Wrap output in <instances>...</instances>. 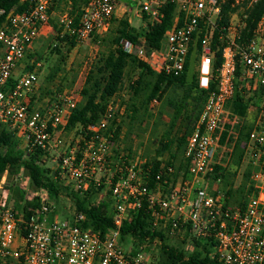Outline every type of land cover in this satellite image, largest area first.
<instances>
[{"label":"built area","instance_id":"2783aa9c","mask_svg":"<svg viewBox=\"0 0 264 264\" xmlns=\"http://www.w3.org/2000/svg\"><path fill=\"white\" fill-rule=\"evenodd\" d=\"M226 1L86 0L76 24L71 0H20L8 11L0 6V129L17 138L24 155L39 150L40 164L58 185L108 202L113 211V225L104 233L85 229L80 226L84 215L72 202L59 219L46 190H34L22 172L12 180L4 172L0 190L12 183L28 193L29 200L35 199L36 207L26 215L8 203L5 194L0 196V264H154L151 252L159 240L147 250V243L133 246L120 238L123 222L134 221L143 207L151 228L177 240L186 251H193L196 240L208 244L209 257L221 264H264V17L241 42L240 13L256 0H235L239 9L222 24L221 5ZM22 4L25 8L17 11ZM167 6L173 7L170 26L158 47L148 48L144 33L164 17ZM235 16L239 19L233 25ZM133 18L138 35L134 40L121 38L118 44L125 54L167 76H178L194 57L199 87L206 90L213 84L186 137L183 166L161 164L152 177L140 149H133L131 157L123 151V132L113 141L126 112L118 95L108 100L96 122L70 130L67 120L79 94L63 92L33 107L40 93L41 64L36 59L41 48L53 44L56 36L68 35L76 42L101 38L114 21L125 20L133 27ZM217 53L221 61L214 68ZM235 92L251 105L259 99L260 108L240 142L241 164L251 169L246 186L252 189L243 206L226 205L225 191L216 185L219 179L213 189L205 183L215 165H226L246 119L227 107ZM158 104L152 99L149 111Z\"/></svg>","mask_w":264,"mask_h":264},{"label":"trees","instance_id":"16d2710c","mask_svg":"<svg viewBox=\"0 0 264 264\" xmlns=\"http://www.w3.org/2000/svg\"><path fill=\"white\" fill-rule=\"evenodd\" d=\"M19 1L0 0V6L8 11L17 5ZM234 1L228 0L221 5L222 24L228 22L230 13L239 9L240 6L234 4ZM85 2L86 0H71V14L73 15L74 24L78 21L80 8ZM25 6V4L19 5L17 11H22ZM172 10V6L165 7L164 17L153 22L145 31L144 36L148 48L158 47L164 31L170 26ZM262 17H264V0H256L249 8L240 13V18L244 22V28L240 34L241 42L251 37L253 30ZM2 21L3 18H0V24ZM114 22L117 24L114 29V36L110 40L113 49L99 58L91 67L79 92L80 101L68 117L66 129L70 130L77 126L85 127L96 122L104 112L108 100L119 94L126 69L131 66L137 72V75L128 83V89L126 90L128 98L123 101L126 112L115 127L113 141H116L120 133L123 132V151L128 152V157H131L134 154L131 137H137L136 134L131 135L132 126L137 120L142 122L146 116L152 117L151 112L148 110L149 102L152 99H157L163 108L170 109L171 113L162 132L159 134L158 147L155 149L154 155L146 158L145 152L143 154L146 159L144 166L145 168L150 167L149 173L152 177L161 164L173 165L177 156L182 157L186 137L193 131L213 84L206 90L199 87L196 59L194 57L188 60L184 70L178 76L155 73L142 60L125 54L118 46L121 38L134 40L138 35L136 29L130 27L125 20ZM92 40L97 41V38ZM213 43H217L216 36ZM75 45L76 41L73 37L66 35L60 38L56 36L54 43L48 46L47 49L49 54L61 58L64 50L68 52ZM40 59L41 54L37 55L36 60L39 61ZM220 61V53H217L214 68L220 64ZM250 106L251 104L244 101L238 92H235L227 104L232 113L243 118L246 117ZM160 113L161 111H159V115ZM261 123L264 125V108H262ZM244 126L243 124L239 130L238 139L231 150L226 165H215L212 172L206 176V179L212 183L217 179L220 180L221 189L225 191L227 196V206L234 204L243 206L246 196L252 190L246 186L247 178L251 172L248 167L242 170V178L237 188H233V178L237 176V171L242 165L244 152L240 142L246 139L247 133L251 130H245ZM224 139L225 133L222 134L221 143ZM17 144L18 140L12 133L0 129V177L4 172L8 173L9 178L22 172L28 176L34 190L43 189L48 192L55 208L61 197L70 199L76 211L84 215V220L80 224L81 227L100 234L112 227L113 211L108 202H97L92 197L68 192L51 178L49 169L40 164L41 153L39 150L36 149L32 153L24 155L22 150L18 149ZM137 146L140 147L142 144L139 143ZM113 151L115 154L118 153L115 149ZM164 155H167L166 159H163ZM231 166L235 167L232 171L230 170ZM181 167L176 168L180 169ZM9 185V187L8 185L3 187L2 194L8 195V192L11 191L14 208L22 210L28 215L31 209L36 207L35 199L33 201L29 200L27 198L28 193L21 191L12 183ZM56 210L58 211V208ZM120 234L123 243L131 242L133 246L147 243V250L153 241L159 240L160 244L155 251L154 264H221L209 257L208 244L201 241L193 240V251H186L182 245L172 246L167 244L163 234L151 228V219L144 207L139 210L134 221L123 222Z\"/></svg>","mask_w":264,"mask_h":264},{"label":"rangeland","instance_id":"374dc122","mask_svg":"<svg viewBox=\"0 0 264 264\" xmlns=\"http://www.w3.org/2000/svg\"><path fill=\"white\" fill-rule=\"evenodd\" d=\"M239 17V16H238ZM238 17L232 18V23L235 25L237 23ZM133 20V27L136 29L138 28V21L137 19ZM116 22L112 25L110 31L104 35L102 38H97V41L90 40L85 42H76V45L70 51H63V55L61 58H58L52 54L48 53L47 47L41 48L39 51L41 54L40 70H39V77H38V86L40 93L38 92L39 96L35 97L33 102V107L37 108L39 105L43 104L47 99L54 97L56 94H60L63 92L69 93L71 92L73 96L80 95V90L84 85V81L86 76L88 75L91 67L97 62L99 58L105 55L109 50L113 49V46L110 45L111 37L114 36V29L116 28ZM113 33V34H112ZM54 42V41H53ZM52 42V43H53ZM1 54V53H0ZM61 60V61H60ZM137 72L131 66H128L126 69V74L124 78V82L122 84L121 90L119 91L118 98L127 99V87L129 81L132 78H135ZM124 96V97H123ZM123 100V101H124ZM149 110V108H148ZM159 111H161L159 115ZM259 99L256 98L253 101V104L250 106L248 117L249 119L244 122V129H251L253 128V122L251 120L253 118L258 119L259 115ZM148 112V111H147ZM146 112V115H147ZM152 117L146 116L143 121H136V123L132 126V133L131 135H137L136 140L132 142V149L134 152L137 149L141 150V155L143 156L144 152L146 154V158L152 157L154 155L155 149L158 147L157 139L159 138V134L162 132L165 123L168 121V116L171 113V110L162 107V104L159 103L153 109H150ZM157 138V139H156ZM139 143L142 146L138 147ZM18 149L21 150V144H17ZM221 153V152H220ZM223 157L225 156V152H222ZM226 157V156H225ZM167 155H164L163 159H166ZM182 157L177 156L173 165L175 167H181L182 164ZM234 166H231L230 170H234ZM246 168L245 165H241L240 169L238 170L239 173L236 177L233 178V188H237L241 181L240 173L242 170ZM237 171V172H238ZM14 176L8 177V179L12 180ZM206 185H209V188H212L215 184L210 182V180H205ZM218 187L221 188V184H216ZM215 185V186H216ZM10 185H8L9 187ZM2 191L0 190V196L2 195ZM9 191L8 195H6L5 200L12 204L14 201L13 194ZM235 198V197H234ZM234 202V201H233ZM71 201L68 198H60L57 202L58 208V218L61 219L63 217L64 210L68 209L71 206ZM167 244L172 246H179L181 245L178 243L177 240L165 238ZM156 250L151 252V258L154 260L156 255Z\"/></svg>","mask_w":264,"mask_h":264},{"label":"crops","instance_id":"0c3cea01","mask_svg":"<svg viewBox=\"0 0 264 264\" xmlns=\"http://www.w3.org/2000/svg\"><path fill=\"white\" fill-rule=\"evenodd\" d=\"M248 114H249V110H248L247 115H246V117H245V118H246V119H245L246 121L249 119ZM254 120H257V119L253 118V119L251 120V122L254 121Z\"/></svg>","mask_w":264,"mask_h":264}]
</instances>
